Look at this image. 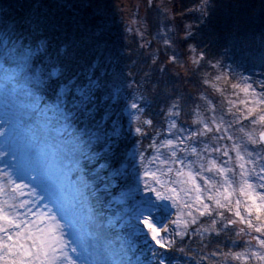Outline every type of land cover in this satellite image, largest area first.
Wrapping results in <instances>:
<instances>
[{
    "label": "rangeland",
    "instance_id": "1",
    "mask_svg": "<svg viewBox=\"0 0 264 264\" xmlns=\"http://www.w3.org/2000/svg\"><path fill=\"white\" fill-rule=\"evenodd\" d=\"M62 1L77 2L82 5L89 4L102 12L104 16L106 15L119 23L132 36L138 38L144 36L145 40L143 42L141 40V44L144 46L150 42V37L145 36V31L148 24L151 30V21L145 18L151 16L152 12L147 13L145 0ZM154 1L158 4L159 11L155 13L156 17L153 18L155 25L151 37L158 38L157 50H161V53L167 55L166 63L171 65L170 71H180L185 64L191 66V72L183 83L189 85L190 90L194 93L190 97L193 102L189 106L191 107L190 115H187L184 121L180 122L182 112L179 102L176 99L169 101L164 128L155 134L151 148L149 150L140 149L137 145H133L124 159L117 157L114 161L108 159L105 162H98L97 155L102 151V148L96 149L95 152L90 151L89 148L92 142L97 145L100 139H105L103 134L106 132H102L101 129L103 122L110 125L108 136L106 135L108 141H104V148L111 146L110 144H113L125 131L137 134L136 129H141L142 123L145 124L142 120L141 110V104L145 99L143 98V89L139 85L133 84L132 78H126L129 72L117 71L111 74L108 83L109 96L116 106H111V103L107 104L106 102V113L101 116L93 115L94 108L90 106V94L84 95L83 98L78 96L76 101H72L67 107H63L58 101L40 104L41 97L34 91V85L39 84L42 75L41 66L35 65L32 61V56L36 52L35 41L30 43L28 40L13 36L12 33H9L10 28L7 26L6 31L0 34V128L5 129L4 134L0 135V152L5 153L3 157H0V173L5 174L0 175V185L6 184L8 179L28 185L27 188L23 189L25 193L23 196L12 192L10 188L6 189L5 193L0 194V201L7 200L9 203H13V197H15V202L20 200L34 201V203H29L27 207L34 211L38 208L40 212H49L55 215L60 221L65 239L73 241V243H69L67 251L71 259L76 261V264H150V257L146 258L143 253L139 254L137 251L134 253L139 244L151 250L155 246L144 224L145 220L161 229L167 227L168 231L162 235L171 240L176 232L184 231L183 224L173 223V221L187 220L189 221L187 228L195 224L197 230L209 227L218 230L224 228L227 219L238 221L239 217L235 215L237 200L240 201L239 211L241 215L245 219L249 218L245 211L247 197L241 195L238 190L239 169L235 168V153L232 152L230 155L233 159L226 165L228 168H235L237 173L235 176L228 173V176L237 182L233 186L236 191L229 188V192H232L230 196L231 211L227 208L217 210L213 201L207 200V196L212 193L204 192L202 194L203 202L213 205V215L201 216L197 211L198 205L193 203L196 193L190 192L188 195H184L180 192V188L185 187L182 185H170L177 188L176 204H173L171 200H157L154 193L144 191V171L146 170L156 171L159 168L161 172L166 173L162 176L164 181L170 182L177 179L175 172L167 173V168L178 169L181 165L171 162L168 165H161L159 161L154 164L150 163L152 158L156 156H159L161 160L170 159L171 152L176 149L160 147V144L167 139L186 138L192 132L203 129L204 124H208L212 128L211 132L194 139H185V145L182 147H195L201 155L207 159H216L218 164H223L225 160H228V157H224L222 153L203 152L205 145L230 149L234 142H243L241 139L243 134L239 131L240 128L244 127L249 130L252 127L250 121L241 118L247 113L239 100L245 99V97L242 93L237 97L239 90L233 89L228 80L216 81L217 76L227 73L231 82H240L241 76L248 77L249 83L256 82L254 86L257 87V91H260L258 84L264 83V71L260 69L264 63L254 62L252 59L233 58V55L229 54L228 51L227 53L219 52L208 59L199 60V62L196 61L200 56L187 53V56L182 60L172 51L174 44L171 43L172 28L181 22V14L178 12L170 16V13L167 12L168 9L172 8L170 0ZM200 3L191 8L193 9L191 12L195 17L201 19V13L197 7ZM166 14L170 18H166ZM187 22V24L184 23L183 32L192 27L193 21ZM183 36L184 33H181L180 38ZM165 40L170 43L165 44ZM181 45L186 50L187 45ZM29 50L31 53L26 55ZM185 73L186 71L183 72V75ZM87 85L80 86V88ZM68 90L69 85L62 84L59 88L60 95H65ZM133 103L137 105V108L131 107ZM84 108L85 110H82ZM237 108L241 111H236ZM80 109L84 112V116L90 118L84 124V127H88V129L82 128V118L78 119L80 123L78 127H66L69 121L74 122L73 117L81 113ZM114 112L116 114H112ZM79 117L82 115L79 114ZM93 117L95 121L91 119ZM197 120L200 122L194 123ZM173 121L176 123V127L170 128ZM217 124L221 125V131H216ZM227 136H232L234 139L229 140ZM220 137L224 138L220 139ZM247 147L251 150L253 146L247 145ZM256 151L260 152V148L257 147ZM176 153L177 157L185 164L198 160L188 151L176 150ZM142 156L144 157L143 160ZM130 158L131 160H129ZM84 159L88 163L98 162L93 163V173L95 172V174H100L102 168L107 165L113 167L112 173L124 167L137 170L135 178L125 191L109 197V202L113 205L117 204L119 207L108 220L98 210V207L88 199L89 188L92 189L94 186L92 180L90 183H85L83 177L80 176V165L84 164L82 162ZM66 162L73 169V172L66 171L67 175H70L67 178L61 173L62 168L68 166ZM197 169L198 163L193 166V171ZM157 175L160 176L161 173L158 172ZM203 175L217 182L223 179L219 175L206 172ZM100 177L98 175V179ZM103 178L106 176L100 178V182L104 186L110 187L114 182L112 177L105 180ZM200 183L203 186V181ZM152 187L158 186L153 183ZM33 192L35 195H32ZM185 203H191V209L185 207ZM18 211H24V209H18ZM189 211L192 212V216L196 217L195 223H191L192 217L188 215ZM216 211L224 213L223 220L220 216L215 215ZM158 212L162 213L158 214ZM162 214L164 215L163 219L161 218ZM251 218L254 219V216ZM212 220H216L217 224L212 225ZM110 221H117L121 229L127 227L122 236L124 240L117 244L114 242L116 239L112 238L107 224ZM235 226H237L238 240L241 241V246L235 247L230 253H242L245 258L238 260L230 256L227 258L223 256L215 264H264V261H260L252 255L253 253L264 254V249H261L259 244L252 239L253 236L259 234L251 231L249 235H245L239 232L240 228L246 229L245 224L237 223ZM207 232L209 231H202L201 233ZM135 235H138L136 242L133 240ZM127 245H130L131 250H133L132 253L136 254L133 260H131L130 255H125L129 253L124 252ZM72 247H77L76 253L71 252ZM161 259L163 260L159 253L154 257L152 253V262Z\"/></svg>",
    "mask_w": 264,
    "mask_h": 264
},
{
    "label": "trees",
    "instance_id": "2",
    "mask_svg": "<svg viewBox=\"0 0 264 264\" xmlns=\"http://www.w3.org/2000/svg\"><path fill=\"white\" fill-rule=\"evenodd\" d=\"M145 1L147 13L152 12L151 16L145 18L151 21V30L148 24L145 31V36L150 37V42L146 46L141 44V40L142 42L145 40L144 36L139 38L132 36L119 23L104 16L89 4L67 3L62 0H0V34L6 31L7 26L13 36L28 40L30 43L35 41L36 49L40 47L41 41L47 42L44 51H36L32 56L33 63L41 66V76L44 79L34 85L35 93L41 97L40 104L58 101L63 107H67L69 103L76 101L78 87L88 84L89 80H95L93 92L90 94L91 105H89L94 108L93 115L101 116L106 113L105 107L108 103L116 106L109 96L108 83L111 74L117 71L121 73L128 71L126 78H132V83L143 89L145 99L141 104L142 120L144 123L145 121L151 123H142L141 131L137 134L125 131L113 144H110L111 146L104 148V141H108L106 135L108 136L110 125L103 122L101 129L102 132H106L103 134L105 139H100L97 145L92 142L89 148L94 152L102 148L97 155L98 162H105L108 159L114 161L117 157L124 159L133 145L149 150L155 134L164 128L169 101L176 99L179 102L182 112L180 122L190 115L189 106L193 102L190 97L194 93L190 90V86L183 82L188 78L192 68L185 64L180 71H170L171 65L166 63L167 55L157 50L158 38L151 37L155 25L153 18L156 17L155 13L159 11V6L154 0L152 3H149V0ZM200 2L201 0H170L172 8L167 10L170 16L178 12L181 14V22L179 24L175 22L178 25L172 28L171 32V43L174 44L172 51L175 54L183 60L187 53L195 56L203 53L201 60L203 61L214 54L228 51L233 58L252 59L254 62L264 63V0H208L211 15L205 22L195 17L191 11H187ZM74 15L85 23L84 32L69 28L65 36L64 30L54 32L44 26L45 21H68ZM170 16L165 17L170 18ZM187 21H193L191 29L185 31L190 33L188 36L183 32L184 23ZM181 33H184L182 38H180ZM181 44L187 45L186 50ZM62 48L64 52L58 57L57 53ZM53 68H58L61 74L57 77H48L47 73ZM260 69L264 71V65ZM184 71L186 73L183 75ZM65 83L69 85V90L65 95H60L59 88ZM82 110H79L82 117L77 114L73 117L74 122L69 121L66 127H78L80 125L78 119L82 118V128L88 129L84 124L90 118L84 116ZM91 119L95 121L94 117ZM97 161L88 163L84 159L79 171L85 183L93 181L94 188H89L88 192L90 201L100 206L108 220L119 207L117 204H111L109 197L125 191L131 185L137 170L124 167L112 173L113 167L107 165L102 168L100 174H95L93 163H98ZM66 171L73 172L72 166L62 168L61 173L65 178L70 176ZM98 175L101 176L100 178L106 176L104 180L112 177L114 182L110 187L104 186ZM161 218L163 219L164 215ZM117 223V221L108 222L116 244L124 240L122 236L126 230L125 227L121 229ZM201 232L202 230H197L196 225L192 224L183 237L177 235L172 237L171 240L175 241L174 245L167 249H158L155 245L152 250H157L165 264H215L224 253H230L235 247L241 246L235 225L226 224L224 228L216 231L204 234ZM137 236L133 238L135 242ZM152 250L139 244L134 253L136 251L139 254L143 253L144 257H150V264H157L154 260L152 262ZM126 251L129 253L125 255H130L133 260L136 254L132 253L130 245L126 246L124 252ZM213 253L219 254L213 255Z\"/></svg>",
    "mask_w": 264,
    "mask_h": 264
},
{
    "label": "snow or ice",
    "instance_id": "3",
    "mask_svg": "<svg viewBox=\"0 0 264 264\" xmlns=\"http://www.w3.org/2000/svg\"><path fill=\"white\" fill-rule=\"evenodd\" d=\"M152 3V0H149ZM201 13V20L205 22L211 15V10L208 5V0H201L200 5L197 6ZM187 11H193V9H188ZM44 26L52 29L54 32L63 31V35H67V29H75L77 32H84L86 29L85 23L82 19L77 16H72L68 21L64 20H51L45 21ZM186 36L190 33H185ZM46 41L40 42V47L36 51H44L46 47ZM165 44H169L168 40L164 41ZM191 47V46H190ZM64 52V49H60L57 53L59 57ZM31 50L26 54H30ZM175 59V57H172ZM203 59V53L196 62ZM219 63V62H217ZM215 67V65H213ZM60 70L58 68H53L47 73L48 77L59 76ZM42 81L44 80L41 76ZM228 80L231 83L233 89H238L237 97L242 93L245 99H240L239 103L244 105V110H246V115H242V119L245 121H250L252 127L246 130L244 127L240 128V132L243 134L241 137L242 143L234 142L231 148L224 147H209L205 145L203 152L206 153H222L224 157H228L223 164H218L216 159H207L195 147L186 148L182 147L185 145V139H194L197 136H203L208 132L212 131V128L208 124H204L203 129L199 131L192 132L186 138L167 139L160 144L162 148L176 149L180 152L188 151L192 155L198 158L197 161H191L185 164L182 160L177 157L176 150L171 152V157L169 160H161L159 156L152 158L150 163H156L159 161L161 165H168L170 162L173 164L181 165L178 169H173L171 167L167 168V173L175 172L177 179L170 182L164 181L162 176L166 173L161 172L158 168L156 171L146 170L144 171V191L152 192L155 194L157 200H171L173 204L177 202V188L171 187V184L182 185L185 187L180 188V192L184 195L188 193H196L195 201L193 203L197 204V211L201 216H211L213 215V205L203 202V193H212L207 196V200L213 201L214 206L217 210L227 208L231 211V201L230 196L232 192H229V188L233 191L236 189L233 187L237 182L228 176V173H232L233 176L237 175L235 168L239 169V192L241 195L247 197V202L245 205V211L247 212L249 218L245 219L239 211L240 201H236L237 210L235 215L239 217V220L227 219L228 225H236L237 223L245 224L247 227L240 228L239 232L249 235L251 231L259 234L253 236L252 239L255 240L261 249H264V83H259L258 87L260 91H257V87L254 83H249L248 77L241 76L240 82H231L227 73L216 77V81ZM71 83V82H70ZM95 84V80H89L88 85L76 89V93L80 98L84 95H89L92 92V87ZM133 109L137 108L135 103L131 104ZM236 111L240 112L241 109L237 108ZM175 115V114H174ZM200 121H194V123H199ZM145 123L150 124L151 121H145ZM176 123L173 121L170 128H175ZM5 129L0 128V135L4 134ZM136 131L139 133L140 128ZM216 131H221V125H216ZM224 137H220L223 139ZM227 139L233 140L232 136H227ZM247 145H252V149L249 150ZM154 147V146H152ZM257 147L260 148V152H257ZM230 152L235 153V168H228L226 165L233 159ZM5 155L4 152H0V157ZM175 159H172V158ZM144 157L142 156V160ZM198 163V169L193 171V166ZM160 172L161 175L158 176L157 173ZM210 173L213 175H219L223 179L219 182L205 177L203 173ZM0 175H5L0 173ZM23 180V179H21ZM200 181H203V186H201ZM158 187H152V184ZM28 185L24 183H16L15 181L8 179L6 184L0 185V194L5 193L6 189H11L12 192L18 193L19 195H25L23 189L27 188ZM214 189V191H213ZM221 189H223L221 191ZM32 195H35L33 192ZM191 199V198H190ZM14 202L9 203L7 200L0 201V264H76V261L71 259L68 254L69 243L73 241H68L65 239L64 234L61 230L60 221L57 220L55 215L49 212H40L37 208L34 211L32 208H28L29 203H34V201L20 200L15 202V197H13ZM185 207L191 209V203H185ZM18 209H24V211H18ZM189 216L192 217L191 223L196 222V217L192 216V212L189 211ZM215 215L224 219V213L221 211H216ZM254 216V219L251 217ZM173 223L183 224L184 231L176 232L177 236L183 237L187 231V225L189 221L187 220H177ZM212 225H216L217 221L212 220ZM146 225L150 235L151 241L157 246L158 249H167L171 245L175 244L174 240L168 239L162 233L168 231L167 227L161 229L156 227L153 223L145 220ZM202 231H216L215 228L209 227ZM71 252L76 253L77 247H72ZM219 253H213V255H218ZM153 255H157V250L153 249ZM225 258L232 257L233 259H244L242 253H224ZM260 261H264V254L253 253ZM157 264H163V260L157 261Z\"/></svg>",
    "mask_w": 264,
    "mask_h": 264
}]
</instances>
